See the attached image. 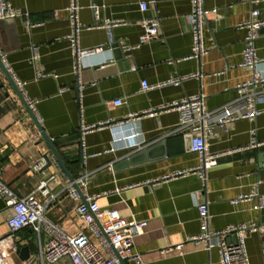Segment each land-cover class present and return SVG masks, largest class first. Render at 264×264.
I'll use <instances>...</instances> for the list:
<instances>
[{
  "label": "crops",
  "instance_id": "crops-1",
  "mask_svg": "<svg viewBox=\"0 0 264 264\" xmlns=\"http://www.w3.org/2000/svg\"><path fill=\"white\" fill-rule=\"evenodd\" d=\"M8 1L24 14L0 21V47L10 73L24 82L23 93L35 101V114H31L0 66V170L3 182L18 196L46 180L48 195H38L46 204V216L71 234L82 230L75 215L78 201L65 190L68 178L55 163L44 169L43 154H50V148L39 124L73 180L85 178L86 192L98 194L101 206L117 209L126 219L147 220L144 233L135 238L133 246L145 264H218L216 248L207 251L188 240L200 232L196 203L203 197L212 230L249 222L264 225V205L257 207L260 197L264 198V113L253 120L214 124L212 134L204 133L208 151L221 155L203 175L161 178L194 168L198 160L196 153L187 150L183 133L174 132L178 111L159 107L202 92L205 109L211 110L235 99L237 85L250 76L249 69L240 66L245 41L244 30L238 28L248 16V3L203 0L204 10L216 9L202 21V39L208 51L200 59H190L189 0H77L78 47L101 46L103 51L80 58L76 70L68 40L73 30L66 9L70 0ZM140 1L147 2L146 11L140 10ZM92 4L99 8L97 18ZM254 6L264 19V0ZM149 16L159 19L158 37L139 43V21ZM256 38V55L262 60L258 68L264 74V25ZM37 72L45 75L37 77ZM193 72L201 76L176 86L141 89L142 80L157 84ZM258 89L263 95L264 83ZM116 99L122 103L113 105ZM145 110L156 113L142 114ZM130 114H142L134 122L141 132L139 146L123 149V132L114 134L110 126L84 134L81 141L82 124H98L107 118L121 122ZM252 129L258 145L251 142ZM113 144L121 148L109 150ZM257 180H261L259 195L232 202L248 194ZM9 213L0 199V237L8 233ZM13 236L16 249L8 256L9 264H47L40 258L45 235L38 238L30 226H24ZM24 246L29 257L22 260L18 249ZM245 246L249 264H264V230L247 233ZM53 264L69 261L61 258Z\"/></svg>",
  "mask_w": 264,
  "mask_h": 264
},
{
  "label": "built area",
  "instance_id": "built-area-1",
  "mask_svg": "<svg viewBox=\"0 0 264 264\" xmlns=\"http://www.w3.org/2000/svg\"><path fill=\"white\" fill-rule=\"evenodd\" d=\"M241 3H248L251 7L247 18L239 23L238 28L244 30V49L242 51L243 60L240 66L249 69L250 76L244 82L237 85L238 96L211 110L205 109L204 94L202 92L187 95L171 103L160 106V109H174L178 111V122L174 132L181 131L186 139L187 150L196 153L198 164L194 168L181 169L175 172L163 175L162 179H169L187 174L198 173L203 175L204 171L213 167L217 163V158L221 155L218 152H209L207 143L204 140V133L207 131L212 134L213 125L225 126L230 121L239 119L253 120L256 116L264 113L263 107L258 104L264 102V94L258 89L264 83V74L260 72L258 65L262 61L256 55L255 41L261 26L264 25V19L259 18V10L254 6L259 0H239ZM191 11L187 15L189 30L191 34L192 46L188 58L200 59L208 51L202 39L203 17L208 12H215L216 9L204 10L201 5L203 0H189ZM141 11L148 9L145 1L138 3ZM97 18L99 8L92 4L90 6ZM67 15L73 26V30L68 36L72 43V52L74 67L76 70L80 67V58L88 56L94 52L103 51V47L98 46L92 49H80L76 43V34L80 29L77 23V14L80 10L77 0H70L67 6ZM24 13L11 6L8 0H0V20H10ZM139 24L142 26V32L139 36V43L151 42L157 39L159 33V19L157 16L143 17ZM108 25V24H107ZM109 26V25H108ZM130 49L131 46H124ZM37 46L33 47L34 55L37 54ZM0 63L10 72V65L6 60V53L0 47ZM134 68V67H133ZM18 89L32 114H35V101L26 97L23 93L24 82L16 79L13 74ZM45 74L37 72L36 76L41 77ZM199 72H193L184 76H176L157 84H149L146 80L141 81V89H155L166 85H180L184 80L200 77ZM250 88V90H248ZM64 88L60 89L63 91ZM113 105L122 103L120 99L113 100ZM156 110H145L142 114L154 115ZM130 114L124 121L113 122L111 119L92 123L90 125H81V141L84 134L103 127L110 126L114 134L123 132L121 138L125 144L121 145L124 149L139 146V137L141 132L135 128L134 122L142 116ZM39 121V119H38ZM126 130V131H125ZM125 131V133H124ZM253 145L255 142V129L251 130ZM116 139V138H115ZM114 145L109 148L113 151L121 148ZM261 180H257L250 188L248 194L239 195L232 202L248 200L258 194V186ZM46 180H41L40 185L30 193L18 196L10 185L2 180L0 170V199L10 209L6 217L8 233L0 237V264H9L8 256L11 251L16 249L13 234L24 226H30L38 236L45 235L46 242L41 251V262L53 264L61 258H66L69 264H145L141 255L134 250V240L137 236L144 233L147 220H138L135 218L126 219L120 215L118 210L113 207L101 206L98 202V194H88L85 189V178L79 177L69 181L65 186L67 195L77 200L75 206V215L81 222L82 230L76 234L69 233L59 223L46 216V204L38 198V195H48L46 189ZM264 205V198L260 197L258 208ZM200 232L195 236L188 238L197 246L210 251L217 249L219 254L218 264H249L247 247L245 246L246 235L249 232H262L264 225L259 226L253 222L232 224L222 229L212 230L209 228V213L207 211V201L203 197L196 203ZM87 230V233L84 232ZM235 237V241L230 242L229 238Z\"/></svg>",
  "mask_w": 264,
  "mask_h": 264
},
{
  "label": "water",
  "instance_id": "water-1",
  "mask_svg": "<svg viewBox=\"0 0 264 264\" xmlns=\"http://www.w3.org/2000/svg\"><path fill=\"white\" fill-rule=\"evenodd\" d=\"M0 21L4 22V20H0ZM0 66L2 67L7 80H9L11 86L13 87V89L15 90L17 95L19 97H21L22 100L25 102L24 97H22L21 91H20V89H18L15 81L13 80L11 73L4 67L3 63H0ZM28 111L30 112L29 108H28ZM38 128H39V131L41 132L44 140L46 141V143L48 145V148H50V154L48 152L43 154L44 169L48 168L49 166H51V164L55 163V164L59 165V167L62 169V171L64 172V174L68 178V180L69 181H73V177L71 176V174H70V172H69V170L67 168V165H65V163L62 160L58 150L56 148H54L53 144L50 141L49 136L46 134L45 131H43L42 127L39 124H38ZM132 157H133V155L130 158L128 157V159H126V160L129 161V160L132 159ZM232 239H233V241H235V237H233ZM18 252L21 253V259L22 260L27 259L29 257L27 246H24L23 248L18 249Z\"/></svg>",
  "mask_w": 264,
  "mask_h": 264
}]
</instances>
